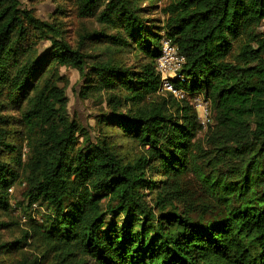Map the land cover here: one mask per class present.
<instances>
[{"label": "trees", "instance_id": "1", "mask_svg": "<svg viewBox=\"0 0 264 264\" xmlns=\"http://www.w3.org/2000/svg\"><path fill=\"white\" fill-rule=\"evenodd\" d=\"M146 1L77 0L105 26L84 37L108 44L103 59L0 0V210L24 183L27 206L50 211L25 236L55 264H264V0H171L163 21ZM164 39L185 58L170 79L182 98L159 92ZM131 50L135 67L116 57ZM61 66L84 78L81 98L106 102L99 136L69 117Z\"/></svg>", "mask_w": 264, "mask_h": 264}, {"label": "rangeland", "instance_id": "2", "mask_svg": "<svg viewBox=\"0 0 264 264\" xmlns=\"http://www.w3.org/2000/svg\"><path fill=\"white\" fill-rule=\"evenodd\" d=\"M170 1L158 0L154 3L146 1L142 4V7L145 9L144 14L149 19L163 21L166 15L163 14L162 9ZM20 2L23 9L32 11L40 20L52 24L55 28L61 30L66 41L74 48L79 47V44L84 41L85 44L82 51L87 54L100 55L99 57L103 59L107 58L110 54L106 49L108 45L106 42L102 43L101 41L90 38L86 41L84 40V37L88 33L103 30L105 26L95 17L79 16L77 0H20ZM260 31L264 33V23L260 26ZM50 45L51 42L49 39L41 41L39 52L43 53ZM116 57L126 66L135 67L140 61V57L136 56L134 50L120 52V54H116ZM60 73L63 75L65 81H67L66 92L69 97V117L87 129L92 137L99 136L96 116L107 110L106 102L101 101L99 97L94 98V100L91 98H81L80 92L84 84V78L76 68L61 66ZM65 81L60 82L59 85L64 86ZM159 92L162 94L168 93L164 90H160ZM200 98V102H204L207 105L205 110L198 107L197 104L199 103H195L193 99L191 103L196 108L200 121L203 125L207 126L213 122L214 118L210 112L208 102L202 96ZM9 112L15 113V111ZM112 141L125 154L136 155L141 151L140 147L131 139L113 136ZM25 189L24 183H16L10 189V210H0V224L4 223L0 226V261L6 264H19V260L22 257H26L30 261L39 259V264H55L56 261L53 255L47 258L41 257L42 248L37 240L35 241L25 236L26 232L28 234L32 232L31 224L41 222L43 215L50 213L46 206L40 204H34L32 207H28L24 195ZM16 240L20 242L18 244H12ZM2 244L5 246L1 247Z\"/></svg>", "mask_w": 264, "mask_h": 264}, {"label": "built area", "instance_id": "3", "mask_svg": "<svg viewBox=\"0 0 264 264\" xmlns=\"http://www.w3.org/2000/svg\"><path fill=\"white\" fill-rule=\"evenodd\" d=\"M185 58L181 55L177 47L172 45L169 40H163V51L161 56L157 60V69L161 74L160 89L172 93L176 97H184V93L181 90H177L173 87L171 78H182L180 69L184 63ZM173 76V77H171ZM200 97H195L193 100L198 107L206 109L207 105L204 102H200Z\"/></svg>", "mask_w": 264, "mask_h": 264}]
</instances>
